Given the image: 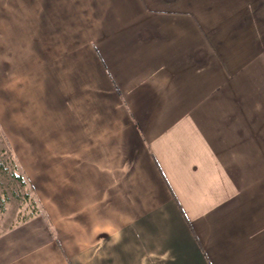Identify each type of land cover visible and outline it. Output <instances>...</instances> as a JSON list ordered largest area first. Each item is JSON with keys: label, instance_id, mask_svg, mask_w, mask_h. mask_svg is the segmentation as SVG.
Wrapping results in <instances>:
<instances>
[{"label": "crops", "instance_id": "0c3cea01", "mask_svg": "<svg viewBox=\"0 0 264 264\" xmlns=\"http://www.w3.org/2000/svg\"><path fill=\"white\" fill-rule=\"evenodd\" d=\"M0 127V264H264V0H0Z\"/></svg>", "mask_w": 264, "mask_h": 264}, {"label": "rangeland", "instance_id": "374dc122", "mask_svg": "<svg viewBox=\"0 0 264 264\" xmlns=\"http://www.w3.org/2000/svg\"><path fill=\"white\" fill-rule=\"evenodd\" d=\"M43 213L37 191L0 127V234Z\"/></svg>", "mask_w": 264, "mask_h": 264}]
</instances>
